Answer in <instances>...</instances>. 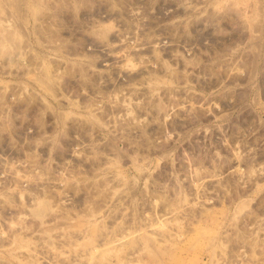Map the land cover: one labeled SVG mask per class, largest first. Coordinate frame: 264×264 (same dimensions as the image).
Returning <instances> with one entry per match:
<instances>
[{
    "label": "rangeland",
    "instance_id": "1",
    "mask_svg": "<svg viewBox=\"0 0 264 264\" xmlns=\"http://www.w3.org/2000/svg\"><path fill=\"white\" fill-rule=\"evenodd\" d=\"M0 264H264V0H0Z\"/></svg>",
    "mask_w": 264,
    "mask_h": 264
}]
</instances>
